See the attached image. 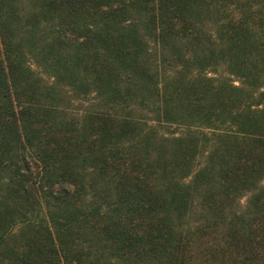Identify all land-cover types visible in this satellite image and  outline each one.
Listing matches in <instances>:
<instances>
[{
    "label": "trees",
    "instance_id": "1",
    "mask_svg": "<svg viewBox=\"0 0 264 264\" xmlns=\"http://www.w3.org/2000/svg\"><path fill=\"white\" fill-rule=\"evenodd\" d=\"M0 264H264V0H0Z\"/></svg>",
    "mask_w": 264,
    "mask_h": 264
}]
</instances>
